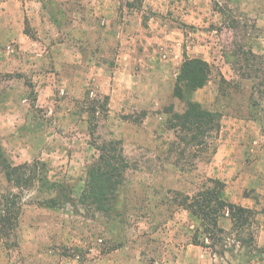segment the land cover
Listing matches in <instances>:
<instances>
[{"label":"rangeland","instance_id":"obj_1","mask_svg":"<svg viewBox=\"0 0 264 264\" xmlns=\"http://www.w3.org/2000/svg\"><path fill=\"white\" fill-rule=\"evenodd\" d=\"M185 58L212 74L181 99ZM188 102L221 116L202 152L168 128L169 111ZM110 139L130 163L123 223L77 203L93 145ZM0 144L14 166L46 162L76 203L51 209L35 203L36 188L23 191L17 239L0 241V264H264V0H0ZM211 180L255 211L252 245L227 214L217 252L195 245L205 241L200 222L173 192L194 195ZM9 191L21 190L0 161V200Z\"/></svg>","mask_w":264,"mask_h":264},{"label":"trees","instance_id":"obj_2","mask_svg":"<svg viewBox=\"0 0 264 264\" xmlns=\"http://www.w3.org/2000/svg\"><path fill=\"white\" fill-rule=\"evenodd\" d=\"M43 3L49 0H41ZM253 54V53H252ZM251 54V55H252ZM211 65L200 58H185L177 77L174 95L183 98L185 92H194L204 88L210 81ZM108 97H105V101ZM97 113V107L92 108ZM108 112L107 105L102 107ZM168 128L176 132L180 143L208 149L211 143L208 138L218 137L221 131V116L218 113L204 109L199 103L188 102L184 112L175 113L171 109ZM96 125H91L90 134L95 135ZM215 136V138H216ZM98 157L89 166L84 190L77 203L95 207L104 218L111 223H123L120 199L126 188L125 174L130 168L124 147L119 140L110 139L93 145ZM215 153V150L213 151ZM0 161L8 183L19 193L9 191L0 200V241L9 243L17 239V231L23 212V191L35 189L42 193V198L35 199V203L51 209H62L76 203L72 198V190L66 182L52 181L46 162L34 159L20 165H12L4 156L0 144ZM211 187H204L194 195L173 192L175 204L178 208L191 213L199 222L202 229L200 234L204 240L195 237V245L210 247L217 252L216 247L223 241L224 229L220 226V219L229 216L233 231L238 235L246 234L247 239H241L252 245L255 241L253 224L255 211L250 208L230 202L225 197V184L218 180H211ZM206 241L210 243L207 244Z\"/></svg>","mask_w":264,"mask_h":264},{"label":"crops","instance_id":"obj_3","mask_svg":"<svg viewBox=\"0 0 264 264\" xmlns=\"http://www.w3.org/2000/svg\"><path fill=\"white\" fill-rule=\"evenodd\" d=\"M218 155V154H217ZM233 183V182H232ZM240 179L238 180V181H236L235 183H233V184H230L229 185V188H232V187H238L239 185H240ZM240 188V187H239Z\"/></svg>","mask_w":264,"mask_h":264}]
</instances>
